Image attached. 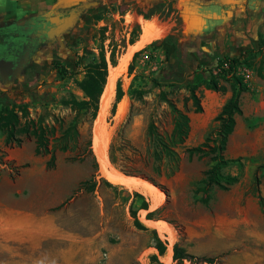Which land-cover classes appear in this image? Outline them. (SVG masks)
<instances>
[{
    "label": "rangeland",
    "instance_id": "1",
    "mask_svg": "<svg viewBox=\"0 0 264 264\" xmlns=\"http://www.w3.org/2000/svg\"><path fill=\"white\" fill-rule=\"evenodd\" d=\"M174 9L166 3L151 6L149 13L159 11L160 16H150L147 21L161 23V18ZM140 10L146 14L142 9L128 7L123 2L113 5L99 3L87 8L83 13L79 39L62 52L67 57L57 66L43 69L37 77L27 78L11 87L0 85V98L5 97L9 104H24L31 101L32 92L40 96L47 94V103L30 108L29 117L36 119L41 116L44 124L56 128L59 121L66 125L74 113L61 106L59 99L68 94L77 98L82 96L75 83L83 79V68L82 65L75 67V62L81 56H85L83 63L87 62L92 57L89 52L96 56L102 46L108 76L113 69L116 73L115 89L120 81L123 90L118 103L114 92L102 122L108 160L110 146L114 143L117 163L112 165L109 160L110 165L127 176L142 179L156 187L163 195L161 206L151 210L150 198L146 194L112 184L103 177L93 148L96 119L90 122L85 118L80 125L81 132L90 135L96 168L90 156L82 162L73 161L71 158L76 152L69 151L57 152L56 167L48 169V156H35L34 139L20 134L16 135L20 143L8 146L14 160L7 159V153L0 149V178L8 182H3L2 186L16 190L14 195L23 199V207L40 208L49 218L56 219L60 226L61 233L55 239L57 246L44 247L45 264H58V258L53 255L70 239L79 244L75 249L78 252L74 260L76 264H264V88L259 86L263 80L257 75L258 69L264 71V45L254 54L250 67H241L250 71V79L245 81L238 76L246 87L250 86L241 94L242 114L235 118V129L224 152L225 159L237 161L222 170L224 174L237 176L238 182L228 191L214 186L205 187L201 180L213 162L209 158L198 160L196 156L188 160L186 149L201 145L218 126L214 118L219 112L212 114L206 109V99L214 91L203 86L196 90L202 112L195 113L190 93L186 89L170 87L169 82L162 80L164 73L174 70L175 59L179 57L170 44H161L156 50L148 49L132 62L134 53L139 51L135 50L126 67H122V58L131 46L129 39L133 37L138 41L147 22L141 20L143 16L139 17L137 11ZM121 11H124L123 15ZM94 14L101 18L95 20ZM126 17L133 19L129 22ZM161 24L170 31L169 24ZM137 26L139 33L135 31ZM112 48L116 55L114 67L109 63ZM198 52L193 50L184 56L188 58L185 78H191V70L206 71L212 66L213 61ZM206 54L223 56L218 51ZM152 79H156L158 85H154ZM218 83L224 89L230 88L229 81L224 78H220ZM130 87L143 90L142 99H132L128 94ZM251 87L254 89L250 90ZM122 102L125 105L122 115H119ZM3 103L0 100V108ZM176 110L190 115L191 123L199 119L206 123V127L199 129L191 124L184 143L173 147L179 156L178 169L173 172V165L167 159H155L147 129L153 123L157 133L164 140H169ZM4 140L5 135L0 131V144H5ZM26 167L31 169L24 171ZM37 174L40 180L35 183ZM134 192L148 203L147 211L137 210L142 199L133 195ZM130 207L147 229L140 230L134 226ZM149 212H153L152 221L161 222L171 229L172 243L168 234H161L144 222ZM154 234L166 247L163 255L154 248ZM169 246L172 252L170 261L167 259ZM175 246L192 259L175 261ZM31 255L24 243L0 242V264H34Z\"/></svg>",
    "mask_w": 264,
    "mask_h": 264
},
{
    "label": "trees",
    "instance_id": "2",
    "mask_svg": "<svg viewBox=\"0 0 264 264\" xmlns=\"http://www.w3.org/2000/svg\"><path fill=\"white\" fill-rule=\"evenodd\" d=\"M126 6L134 5L133 0H123ZM122 15L124 11H121ZM139 15H142L144 19L149 20L150 16L153 15L154 11L149 14H143L137 11ZM94 19L99 20L101 17L98 14H94ZM141 18V17H140ZM142 18V19H143ZM143 19V20H144ZM136 32H140L139 26L135 29ZM137 39L133 37L129 39L128 43L133 45ZM176 37L173 35H167L166 37L154 40L141 50L134 53L132 62L137 58L138 55L145 53L148 49L156 50L157 46L161 44H170L172 49L179 54V57L175 59L174 70L164 73L162 80L169 82L170 87H178L180 89H186L190 93V97L195 104V113H201L202 108L199 104L196 96V90L203 86L206 90L214 92H224L225 89L219 85L218 80L224 78L229 81L231 95L229 99L220 109L217 116L214 118L218 123L210 135L206 137L204 142L196 147L186 149L188 160H191L193 156H196L198 160L203 158H209L213 164L204 172V178L201 180L205 187H217L220 190L228 191L230 187L238 182L237 176H231L224 174L222 170L229 164L234 163L237 160L225 159L224 152L226 151L227 142L229 136L234 132L236 125V116L242 114L240 106L241 94L246 92L247 87L242 82V79L235 73L238 67L246 66L250 67L256 51L249 52L243 58L241 57H228L219 55L204 54L199 51L198 53L213 61L212 66L204 70H191L190 79L185 78L184 74L187 70L186 63L188 58L185 59L182 55L180 56L179 50L175 46ZM264 44V43H263ZM92 56L90 60L83 63L85 56H81L75 67L82 65L84 77L81 81L76 82L77 89L82 93L80 98H77L73 94L61 97L59 104L63 107L69 108L73 113V118L64 125L62 121H59L58 128L44 124V118L38 116L36 119L29 117V109L37 108L47 103V94L42 96L36 92H32L31 101L24 104H17L12 102L11 104L6 102V98L2 97L0 100L4 101L0 108V131L5 135V144L10 145L15 143L18 145L20 139L16 138V135L26 134L30 135L34 139V155L35 156H48L46 161V167L48 169H54L56 167V154L57 152L66 153L69 151H75L76 154L73 161L82 162L87 157H91L95 168L97 163L93 152L91 150L90 135L83 134L80 130L82 121L86 118L87 121H93L97 117L99 110V103L107 85V61L105 59L104 48H99L98 54L95 56L92 52H89ZM191 59V58H189ZM109 63L113 67L116 66V55L115 49L112 48L109 54ZM226 63L227 67L222 68V65ZM65 71V70H64ZM131 71V68L129 69ZM216 71V72H214ZM62 74V72L60 71ZM257 75L264 81V71H257ZM154 85H158L156 79H152ZM144 91L130 87L129 96L132 99L140 100L144 95ZM123 96V90L121 88L120 81L116 84L115 89V100L118 103ZM176 119L174 122V128L169 140H164L160 134L157 133L156 127L153 123L148 125L147 135L150 141V145L153 147V155L157 161L167 159L172 163L175 172L178 169L179 156L173 150L175 145H181L187 139L190 129V119L186 113L176 110ZM23 122L21 123V121ZM109 160L112 165H116V153L115 144L112 143L109 149ZM155 184L152 180H150ZM84 183H81L83 185ZM133 195L141 197L137 210H148V203L136 192ZM205 201V200H204ZM130 213L134 218V226L137 229L145 230V228L136 218V211L130 207ZM153 212H149L146 215L147 220H152ZM155 233V232H154ZM154 248L157 250L159 255H163L166 247L161 240L154 234ZM174 260L182 261L185 258L192 259L181 252L176 246L173 249ZM156 259V258H153Z\"/></svg>",
    "mask_w": 264,
    "mask_h": 264
},
{
    "label": "crops",
    "instance_id": "3",
    "mask_svg": "<svg viewBox=\"0 0 264 264\" xmlns=\"http://www.w3.org/2000/svg\"><path fill=\"white\" fill-rule=\"evenodd\" d=\"M133 1L135 4L128 7L135 6L146 14H149L151 6L160 3H166L175 8L161 18V23L171 26L169 35L177 34L174 47L181 50L184 56L187 53L190 55L189 52L194 50L206 53L218 51L223 56L243 58L249 52L260 50L264 45V0ZM120 2L123 0H0V25H13L23 20L26 22L43 13L66 14L74 10L84 11L99 3L113 5ZM151 16H160V12L154 11ZM139 17L142 18V15ZM139 40L134 44L136 45ZM134 44L131 46H135ZM261 82L259 86L264 88V81ZM249 86L248 84L247 87ZM253 89L254 87L250 88V90ZM230 95V88L225 89L223 93L210 94L206 99L208 113L219 112ZM188 117L191 118L190 115ZM191 124L199 129L206 127V123L200 122L199 119L190 122ZM8 146L4 143L0 144V149L7 153V159L14 160ZM30 169L26 167L24 171ZM37 176L35 183L40 180L39 174ZM3 182L7 181L0 178V242L24 243L25 247L32 252L33 263L45 264L44 247L57 246L55 239L61 233L60 226L56 219L49 218L40 208L23 207L21 205L23 199H17L14 195L16 190L5 188L2 186ZM76 248H79V244H74L70 239L63 249L56 251L53 257L58 258V264H76L74 262L78 255Z\"/></svg>",
    "mask_w": 264,
    "mask_h": 264
},
{
    "label": "flooded vegetation",
    "instance_id": "4",
    "mask_svg": "<svg viewBox=\"0 0 264 264\" xmlns=\"http://www.w3.org/2000/svg\"><path fill=\"white\" fill-rule=\"evenodd\" d=\"M84 11L69 26L64 20L72 11L43 13L26 22L0 25V85L11 87L27 78L37 77L43 69L57 66L67 57L66 53L62 54L64 49L75 43L82 33ZM179 52L183 56V52ZM8 62L13 63L12 68L5 65Z\"/></svg>",
    "mask_w": 264,
    "mask_h": 264
},
{
    "label": "bare ground",
    "instance_id": "5",
    "mask_svg": "<svg viewBox=\"0 0 264 264\" xmlns=\"http://www.w3.org/2000/svg\"><path fill=\"white\" fill-rule=\"evenodd\" d=\"M127 20L130 22L133 18L129 19L126 17ZM169 32V28L166 27L164 24L152 21H147L144 23L142 27V32L140 35V40L135 46H129L126 54L122 58V67H126L130 56L134 53L135 50L142 49L145 45L151 43L154 39H162L164 38ZM123 69V68H122ZM115 83H116V73L112 69H110L108 82L103 92V95L100 100V109L98 112V116L94 122V137H93V148L94 152L99 164L100 172L102 173L103 177L112 184H118L128 190H136L143 192L150 198V208L151 210L157 209L161 206L163 201L162 193L154 187L151 183L144 181L139 178L127 176L117 170H115L108 160L107 156V142L105 140V136L102 130V123L103 118L106 115L107 107L114 96L115 92ZM125 103L122 102L119 106L118 114L122 115ZM144 212V211H143ZM144 222L156 228L161 234L165 233L169 235L168 240L172 243L173 235L171 229L161 223V222H154L144 218ZM168 253V260L171 259V250L170 246L167 250Z\"/></svg>",
    "mask_w": 264,
    "mask_h": 264
},
{
    "label": "water",
    "instance_id": "6",
    "mask_svg": "<svg viewBox=\"0 0 264 264\" xmlns=\"http://www.w3.org/2000/svg\"><path fill=\"white\" fill-rule=\"evenodd\" d=\"M81 12H82L81 10H74V11H72V12H69V13H68L69 17L66 18V19L64 20L65 25L69 26L70 23H71L74 19H76V18L81 14ZM6 34H7V33H6ZM5 65H6L7 67H9V68H12L13 63H12V62H8V63H6Z\"/></svg>",
    "mask_w": 264,
    "mask_h": 264
},
{
    "label": "built area",
    "instance_id": "7",
    "mask_svg": "<svg viewBox=\"0 0 264 264\" xmlns=\"http://www.w3.org/2000/svg\"><path fill=\"white\" fill-rule=\"evenodd\" d=\"M226 67H227V64L224 63L222 65V68H226ZM214 72H216V71H214ZM235 74L237 76H240L245 81L248 80V79H250V77H251V73H250V71L247 68L238 67Z\"/></svg>",
    "mask_w": 264,
    "mask_h": 264
}]
</instances>
